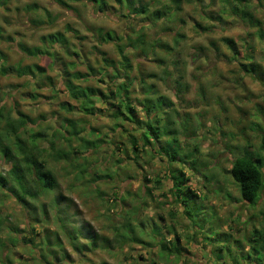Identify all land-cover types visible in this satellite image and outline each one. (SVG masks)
Instances as JSON below:
<instances>
[{
    "label": "rangeland",
    "instance_id": "1",
    "mask_svg": "<svg viewBox=\"0 0 264 264\" xmlns=\"http://www.w3.org/2000/svg\"><path fill=\"white\" fill-rule=\"evenodd\" d=\"M142 1L150 5L151 11L166 6V18L152 24L127 12L100 13L89 2H69L70 6L65 7L53 0H0V29L4 36L0 38V53L6 65H39L46 70L43 77L33 82H29V77L0 76V109L14 110L13 115H17V111L24 113L30 118L28 126L32 130L49 137L55 128H61L65 118L78 123L82 132L77 137L67 136L68 142L58 138V147L80 153L72 156L79 164H83L86 157L91 170V177L81 183L75 180V166L64 162L56 164L47 157V167L54 171L60 187L33 202L30 206L34 213L0 189V238L11 247L8 239L14 227L20 229L21 239L26 238L20 241L21 245L11 247L15 264H35L37 252L46 249L41 243L46 234L52 244H56V238L61 241L62 248L55 247V250L69 254V264H165L158 258V249L122 242L123 235H138L142 222L147 231L153 228L150 224L157 223L163 227V235L169 226L175 227L176 233L181 235L178 245L183 249L182 258H172L166 264H257L253 260L263 258L250 252V247L243 243L254 229L264 227V189L257 205L251 206L241 200L229 171L234 159L247 151L264 159L261 150L264 38L258 37L259 31L264 34V1L263 4L259 0L251 2L253 24L232 16L225 10L224 0H181L180 12H174L172 0ZM33 6L37 9L28 10ZM32 20H42L45 24L37 27ZM67 26L76 32L66 33V36L80 52L77 67L71 73H86V65L96 69L103 53L104 57L119 61L116 43L101 42L105 34L136 37L142 33L149 45H156L154 54L150 52L148 56L131 47L125 50L133 67L131 77L137 79L132 89L135 91L133 100L141 111L138 100H143L144 95L139 82L144 79L148 85H153L155 91L169 101L164 106L167 116L163 120L173 123L185 154L196 146L199 149V153H195L200 165L198 172H193L188 164L183 168L191 179L189 185L201 198V202L190 201V221L173 202L172 185L168 181L172 174L165 163L154 164L145 157V163L136 167L127 160L124 151L128 149L131 156L127 134L123 129L114 131V120L105 113L111 105L97 102L96 107L101 112L93 117L78 111V104L69 97L60 76L67 70L64 63L69 64L72 59L59 52L63 62L53 65L48 57H27L20 51L21 44L40 46L43 36L64 32ZM222 39H232L237 54ZM167 47L173 50L166 51ZM161 59L165 61L163 66L157 62ZM252 65L256 72H249ZM150 75L153 77L149 78ZM179 82L183 88H178ZM83 85L104 88L94 79ZM113 86L108 83L107 89L113 91ZM64 105L76 109L67 111ZM97 138L104 141L97 150L82 149V139L97 141ZM40 147L50 151L48 143H41ZM8 168L0 160V172L6 174ZM101 171L109 177L97 178ZM144 177L154 182L145 184ZM161 177V186H155V181ZM43 207L46 215L42 213ZM133 207L136 214H130ZM59 209L73 217L74 226L85 227L108 240L111 248H102L99 241L96 248L79 254L55 220ZM128 220L132 221L135 234L126 230ZM167 237L176 241L173 234ZM30 239L34 246L24 244ZM83 243L85 241H81ZM249 259L252 262H248ZM5 261L0 260V264H6Z\"/></svg>",
    "mask_w": 264,
    "mask_h": 264
},
{
    "label": "trees",
    "instance_id": "2",
    "mask_svg": "<svg viewBox=\"0 0 264 264\" xmlns=\"http://www.w3.org/2000/svg\"><path fill=\"white\" fill-rule=\"evenodd\" d=\"M53 1L65 7L70 6L69 2L82 4L89 2L100 13L127 12V14H131L132 16L147 19L152 24L159 23L168 14L166 6H161L151 11L150 5L144 4L142 0ZM259 1L262 3L264 0ZM172 2L175 7L174 12H180L181 0H172ZM251 2L252 0H224L226 5L225 10H228L232 16L238 17L248 24H253L255 17L252 13L253 5H251ZM3 3L5 4V2ZM30 9L35 10L37 6L28 8V10ZM46 15L48 18L51 17L49 12ZM32 22L37 27L45 24L42 20H32ZM257 23L259 24V21ZM199 28L201 27L199 26ZM1 32L2 30L0 29V38H3L4 36ZM66 33L76 34L73 29L67 26L64 32L50 33L43 36L40 46L27 47L21 44L19 49L27 57H48L52 60L53 65L63 62L62 57H60L61 52L64 56L72 59L71 63H64L67 70H64L60 76L64 81L69 97L78 104V111L84 116L93 117L101 112V109L96 107L97 102L111 105V109H106L105 113L109 114L110 118L114 120V131L123 129V133L127 134L130 142L129 150L131 155L129 156L128 149L124 151L127 160L136 167H140L141 164L145 163V157H148L149 161L154 164L165 163L168 172L172 174V176H169L168 181L172 185L170 192L174 195L173 202L182 209V213L190 221V211L192 209L190 201L201 202V198L192 189L191 185H189L191 179L183 168L185 164H188L191 166L193 172H198L197 167L200 165L199 159L195 157V153H199V149L196 146L192 152L185 154L178 139L179 133L172 126L173 123H164L165 120H163L164 116H167L164 106L169 101L165 97L160 96L155 91L153 85H148L144 79H141L139 82L140 92L144 95L143 100H138V103L142 106L141 111L134 105L133 100V93L135 91L132 89L133 84L137 83V79L131 77L133 67L130 58L125 54V50L127 47H131L134 51L140 50L148 56L150 52L154 54L156 45H149L145 35L142 33H138L136 37L132 35L111 37L110 34H105L101 36V42L116 43V48L120 56L119 61H112L104 57L105 54L103 53V57L99 61L96 69L90 65H86V73H81L80 71H73L71 73L70 71L77 67L76 59L78 57L80 58V52L74 48ZM258 37L261 39L264 38L263 31H259ZM222 42L232 52L237 54L235 42L232 39H222ZM176 43L178 44V40ZM165 50L172 51L173 49L167 47ZM157 62L161 66L165 63L162 59L157 60ZM256 71L255 65H252L249 72ZM45 72V68L39 65L23 67L21 65L16 67L7 66L4 55L0 53V76L29 77V82H33L35 78L43 77ZM152 77L153 75L149 76V78ZM91 79H94L100 85H104V88L96 89L83 85ZM75 81L78 83L75 84ZM108 83L114 85L113 91L107 89ZM177 85L178 88H183L182 83L179 82ZM64 109L72 111L76 108H68L64 105ZM13 114L14 110L6 112L0 109V160H2L5 166H9L6 174L0 172V189L4 190L9 197L14 198L25 210L34 213L32 211L34 209L30 205L33 202H37L41 197L58 191L60 187L54 171L47 167V157L56 164L64 162L69 163L71 167L75 166L74 169L77 170L75 180L78 182L82 183L87 180V177H91V170L88 168L86 157H83L84 163L79 164L76 157L72 156L80 153H74L73 149L67 150L64 147H58V138L64 142H68L70 140L69 137H77L83 129L79 128L78 123L65 118L61 128H55L49 137L44 132L32 130L28 126L30 118L24 113L17 111V115ZM82 142V149L90 151L97 150L101 142L104 141L97 138V141H84L82 139ZM41 143H48L50 151L48 152L41 148ZM261 150L264 152V135L261 137ZM118 163L125 165L123 161H118ZM177 166H180V168L177 169ZM103 173L101 171V174L97 175V178L109 177ZM229 174L233 183L237 186L241 200L251 206H256L264 189V159L257 158L254 153L247 151L243 156L234 159ZM144 182L145 184H151L154 181L144 177ZM155 182V186H161L163 182L162 177L161 179L158 178ZM147 189L151 191L148 187ZM56 205V208H58V203ZM203 208L205 209V207ZM131 211L130 214H136L137 212L135 207ZM42 213L43 215L47 214L45 207L42 208ZM71 218L73 217L68 215L64 209H59L55 214L56 222L65 231L66 236L70 240V245L75 251L83 255L85 252L91 251L93 248L99 246V241L102 242V248H111L108 240L102 239L97 234L87 231L85 227L74 226ZM127 222L126 230L135 234L136 231L133 230L132 221L128 220ZM140 225L142 227H140L138 235H135V237L123 235L122 238L124 239H122V242L149 245L151 248L158 249V258L165 264L171 261L172 258H182L181 253L183 249L178 245L180 244L181 235L176 233L175 227H166L167 233L163 235V227H159L157 223L150 224L153 226L151 231H147L145 223L142 222ZM10 231L13 233L8 239L11 247L19 246L22 244L20 242L21 240H26L25 237V239L20 238L21 231L18 227H14ZM167 234H173L176 241L168 240ZM144 238L148 239L149 242L145 241ZM244 240L245 242L243 244L250 247V252H253L256 256L260 254L263 257L262 259L257 258L253 261L256 260L257 264H264V227L254 229L250 233V236L245 237ZM41 241L42 245L46 246V249H42V252H37L34 258V261H36L35 264H69L70 255L67 253L59 254L55 250V247L62 248L61 241L58 238H56V244H52L50 236L46 234ZM81 241H85V243L81 244ZM24 242L27 246L31 244L34 246L31 239L30 241ZM11 247L0 238V260H6V264H15L12 260L14 255H12L13 251ZM248 262L252 261L249 259Z\"/></svg>",
    "mask_w": 264,
    "mask_h": 264
}]
</instances>
